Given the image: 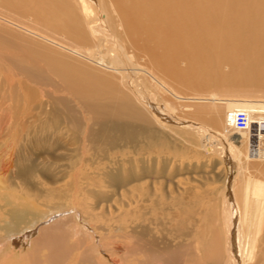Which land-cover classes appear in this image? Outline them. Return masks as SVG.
Instances as JSON below:
<instances>
[{
    "label": "bare ground",
    "instance_id": "obj_1",
    "mask_svg": "<svg viewBox=\"0 0 264 264\" xmlns=\"http://www.w3.org/2000/svg\"><path fill=\"white\" fill-rule=\"evenodd\" d=\"M219 5L216 0H74L68 9L65 0H0V40L34 41L40 44L34 54L53 48L73 55L68 59L83 67L81 73L70 68L62 78V93L67 91L72 99L69 94L54 98L57 104L75 102L79 107V118L75 107L67 106L53 125L57 131L80 134L82 145L74 152L78 158L68 166L80 164L85 170L82 181L78 174L80 182L63 191V199L83 195L97 203L92 211L112 203L118 221L126 218L128 243L115 247L116 256L132 254L143 263L159 249L160 240L167 243L172 236L182 241L190 235L184 222L192 203L185 195H175L171 187L166 192L162 181L169 183L168 155L177 140L167 132L174 134L175 129L198 136L202 148L197 155L218 157L215 165L222 166L223 180L232 184L231 192L223 190L222 209L210 222L219 227L215 236L208 237L209 260L259 264L264 255V204H258L264 203V178H258L264 177V100L248 106L249 100L242 97L254 96L252 89L237 88L229 93L230 99H222L226 95L221 90H202L220 78L210 68L228 62L223 54H202L200 49L202 37L216 25L211 19ZM138 35L144 36L148 54H131L138 49ZM179 54L190 55L192 66L184 73L167 68ZM30 73L38 84L50 81L42 72ZM178 80L188 85L183 88ZM241 110L248 115L249 129L239 130L232 122L230 115ZM188 145L179 150L193 152ZM23 170L32 185H37V173L52 179L51 168H39L34 160L25 162ZM176 170L179 174L181 166ZM149 181L158 183L151 187ZM74 206L50 209L54 210L50 225V217L39 220V214L15 209L8 214L10 222L0 224V231L14 245L33 247L34 234L41 235L36 239L41 242L44 234L65 226L68 217H81L83 209ZM83 214L101 216L84 210ZM183 217L186 221L180 224ZM140 238L148 241L135 242Z\"/></svg>",
    "mask_w": 264,
    "mask_h": 264
},
{
    "label": "rangeland",
    "instance_id": "obj_2",
    "mask_svg": "<svg viewBox=\"0 0 264 264\" xmlns=\"http://www.w3.org/2000/svg\"><path fill=\"white\" fill-rule=\"evenodd\" d=\"M216 1L220 5L216 10L217 15L211 19V24L216 25L210 29L208 36H201L204 42L200 49L202 54H223V58L227 57L228 62L227 66L210 68L209 72L218 71L220 78L218 82L215 81L202 90H221L220 93L223 92V95L227 96L221 98L230 99L234 90L252 89L254 96L242 98L249 100L248 106L259 103L264 100V0ZM65 3L68 9H72L74 0H65ZM119 28L122 32V25ZM135 39L138 49L132 50L131 54H148L142 43L144 36L138 35ZM39 45L30 40L21 39L18 43L17 40L9 43L0 40V224L3 226L7 223L8 214L15 209H26L39 214V220L50 217L54 211L50 209H60L57 206L66 210V207L77 205L81 210L101 216H87L82 210L81 217H68L65 226L60 225L55 228L56 232L44 234L41 242H36L41 235L34 234L33 247L24 246L21 242L14 245L5 239L4 232L0 231V264H115L114 261L117 264H156V261L160 264V260L163 264H215L207 257L210 250L207 243L210 235L215 236L218 233L219 226L211 225L210 222L222 209L226 197H223V190L231 192L232 184L230 180H223L222 166L215 165L219 163L218 157L197 155L202 145L196 135H187L178 129L173 131L174 134L167 132L168 136L177 142L172 143L168 155L169 183L162 179L166 192L171 187L175 195H185L184 197L192 203L191 209H188V221L185 217L180 220V224L186 221L184 227L190 235L182 241L175 240L176 237L172 236L167 243L166 239L164 243L160 240L159 249H155V253L143 263L136 262L132 254L115 255V247L117 249L118 246L127 245L126 236L129 229L126 218L118 221L119 214L112 203H104L92 211L97 203L84 198L83 195L75 199H63V191L71 188L69 185L72 186L74 182L79 183L78 174L81 180L85 170L80 164L72 168L68 166L72 160L78 158V154L74 152L82 145L80 134L66 129L57 131L53 125L63 115L62 111H67V106H74L75 109H72L79 118V107L75 102H69L67 105L57 104L54 98L69 94L67 91L62 93V78L65 73L73 67L81 73L83 67L68 59H74L73 55L61 51L60 54L53 48L48 50L45 47L42 54H34L36 51L39 53ZM188 56L190 55L179 54L167 68H175L180 73L186 72L192 66ZM213 66L215 65L212 64L211 67ZM31 69L42 72L50 81L38 84L31 78ZM178 81V84H183V88L186 87L187 82ZM231 87L233 89H230ZM183 92L189 94L187 89ZM69 97L72 99L70 94ZM181 118L189 119L185 115ZM186 144L191 145L193 152L187 149L185 152L179 150ZM32 160L39 168L50 167L52 179H46L37 173L34 178L37 185H32L23 170L25 162L31 163ZM180 166L181 171L178 174L176 169ZM258 178L264 177L259 175ZM149 183L153 187L158 181ZM48 193L51 197L46 198ZM56 195L59 197L54 198ZM258 204L262 207L264 203L259 201ZM100 207L103 208L102 211ZM252 214H256L254 209ZM47 222L50 225L52 217L48 218ZM144 239L140 238L141 241L135 242L146 244L148 240ZM262 257L259 258V264H264V255Z\"/></svg>",
    "mask_w": 264,
    "mask_h": 264
},
{
    "label": "built area",
    "instance_id": "obj_3",
    "mask_svg": "<svg viewBox=\"0 0 264 264\" xmlns=\"http://www.w3.org/2000/svg\"><path fill=\"white\" fill-rule=\"evenodd\" d=\"M232 122H234V125L239 130H246L249 129V118L246 113V111H236L232 113L231 115Z\"/></svg>",
    "mask_w": 264,
    "mask_h": 264
}]
</instances>
